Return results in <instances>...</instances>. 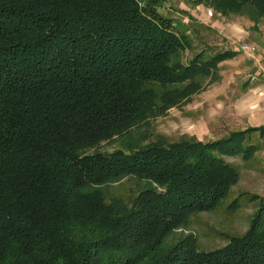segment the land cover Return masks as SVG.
<instances>
[{"label":"trees","instance_id":"1","mask_svg":"<svg viewBox=\"0 0 264 264\" xmlns=\"http://www.w3.org/2000/svg\"><path fill=\"white\" fill-rule=\"evenodd\" d=\"M154 2L0 0V264H264V195L219 248L185 232L239 180L222 155L255 152L242 144L264 124L209 141L152 129L237 55L184 61L190 37ZM206 3L264 21V0ZM126 178L132 195L112 194Z\"/></svg>","mask_w":264,"mask_h":264},{"label":"rangeland","instance_id":"2","mask_svg":"<svg viewBox=\"0 0 264 264\" xmlns=\"http://www.w3.org/2000/svg\"><path fill=\"white\" fill-rule=\"evenodd\" d=\"M207 0H155L159 12L173 19L176 29L190 37L192 50L213 53L231 49L237 55L221 61L216 73L219 79H206V86L189 100L170 109L152 122V129L170 139L191 135L209 141L236 130L264 124V57L258 65L254 55L241 51L235 43L242 33L246 41L264 49V21L255 23L247 16H222L207 5ZM201 7L203 10H200ZM198 9V11H196ZM204 11L211 21L199 22L196 16ZM190 18L185 22V19ZM206 23V24H205ZM256 56H261L258 53ZM257 58V57H256ZM256 145L255 152L244 156L223 154V158L239 171V180L229 194L211 211L194 213L185 232L195 234L200 250H213L225 245L232 236L249 228L258 208L256 195H264V136L253 133L242 148ZM134 180L124 179L113 185L111 193L122 198L132 195ZM135 192V191H134ZM177 236V235H176Z\"/></svg>","mask_w":264,"mask_h":264},{"label":"built area","instance_id":"3","mask_svg":"<svg viewBox=\"0 0 264 264\" xmlns=\"http://www.w3.org/2000/svg\"><path fill=\"white\" fill-rule=\"evenodd\" d=\"M235 43L237 44L238 48L247 53V54H253L254 55V58L256 60V63L259 65L260 62L263 60V57H264V49L263 51H258V48L257 46L249 43L246 41V37L244 34L240 33L238 35H236L235 37ZM259 54L261 55L260 57L259 56H256V54ZM257 57V58H256Z\"/></svg>","mask_w":264,"mask_h":264},{"label":"crops","instance_id":"4","mask_svg":"<svg viewBox=\"0 0 264 264\" xmlns=\"http://www.w3.org/2000/svg\"><path fill=\"white\" fill-rule=\"evenodd\" d=\"M200 8V10H203L201 7H199ZM196 11H198V9L196 10ZM201 13H204L203 14V16H196L195 15V13L193 12V11H191V15H193V16H196L195 17V20H197V19H202V21L201 20H197V21H199V22H205L206 20L207 21H211V17H210V15H208L207 13H205L204 11H201ZM188 20H191L190 18H188V19H185V22H187ZM206 24V23H205Z\"/></svg>","mask_w":264,"mask_h":264}]
</instances>
